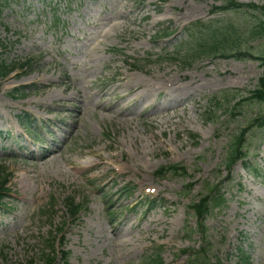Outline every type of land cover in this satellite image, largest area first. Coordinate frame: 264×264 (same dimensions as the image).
<instances>
[{
	"label": "rangeland",
	"instance_id": "obj_1",
	"mask_svg": "<svg viewBox=\"0 0 264 264\" xmlns=\"http://www.w3.org/2000/svg\"><path fill=\"white\" fill-rule=\"evenodd\" d=\"M236 1L264 7V0ZM221 5L1 0L0 62L18 68L31 62L0 79V167L12 176L10 195L0 204V264H38L54 237L58 251L69 253V264H149L156 254L164 264H194L185 252L203 256L204 241L213 260L241 264L243 249L251 264H264V129L250 132V170L239 163L229 176L224 167L232 137L263 111L258 103L234 106V95L254 90L264 76L257 60L264 57V16L246 10L213 14ZM125 19L132 23L120 26ZM208 22L217 33H235L231 53L257 59L220 54L188 60L177 50L188 41L186 29ZM173 32L172 39L159 40ZM146 72L202 84L209 79L212 85L160 109L145 107L164 97L143 96L138 103L132 96L116 98L126 91L120 80L149 78ZM67 83L88 101L68 98L62 92ZM106 83L111 91L105 96ZM50 89L57 102L45 100ZM104 104L117 105L114 115L104 112ZM121 108L125 116H137L131 122L118 117ZM50 150L53 160H31ZM172 165L186 167L187 175L158 176ZM216 185L227 203L206 219L202 233L189 206ZM68 198L84 210L77 221L68 219ZM128 229L131 235L122 238Z\"/></svg>",
	"mask_w": 264,
	"mask_h": 264
},
{
	"label": "trees",
	"instance_id": "obj_2",
	"mask_svg": "<svg viewBox=\"0 0 264 264\" xmlns=\"http://www.w3.org/2000/svg\"><path fill=\"white\" fill-rule=\"evenodd\" d=\"M223 3V6L216 8L215 13H224V12H234L240 10H248L252 13H259L264 16V7H258L256 5H243L236 2L235 0H220ZM188 42L182 47L186 50L188 54V60L201 59L204 56H230L231 55V46L236 42V35H227L226 32L217 33L214 30L213 22H209L206 25L194 24L191 28L188 29ZM184 50V51H185ZM233 53L234 50H233ZM241 51L235 53L236 56L241 58L244 56ZM234 56V55H231ZM264 62V59H262ZM25 66V65H23ZM27 67V66H25ZM23 67V68H25ZM15 71V67H8L5 64H0V78L5 77L11 72ZM254 103L257 102L264 106V77L260 79L258 87L251 92L247 93L245 99L241 101ZM264 108V107H263ZM259 127V129H264V115L261 118H258L251 124L248 129L243 130L240 134L233 137L232 142L230 143L229 150L227 153L226 159V168L231 169L239 161L246 160L249 156V148L247 146L248 134L254 128ZM173 173L174 175H184L186 173V168L183 166H170L169 168L162 169L159 173L160 176H166L167 174ZM11 175L7 173L6 170L0 169V202L6 196L7 186L9 185ZM226 201L220 195L218 188L213 187L208 190L206 194L201 195L198 201L194 202L190 206V210L194 213L195 218L197 219L200 227H203L202 224L205 222L206 218L212 213L213 210L222 207ZM66 209L69 217L74 219L81 212L80 205L75 204V199L66 200ZM64 232V229H60L59 233ZM62 242L64 240L62 239ZM61 259H59V254L55 249V238L46 241V247L43 252V255L38 264H69V255L66 252H61ZM246 253L241 251V261L244 264H250L249 258L246 257ZM152 264H162L161 261H153ZM200 264H210V260L206 258L200 260ZM221 264V263H217Z\"/></svg>",
	"mask_w": 264,
	"mask_h": 264
},
{
	"label": "bare ground",
	"instance_id": "obj_3",
	"mask_svg": "<svg viewBox=\"0 0 264 264\" xmlns=\"http://www.w3.org/2000/svg\"><path fill=\"white\" fill-rule=\"evenodd\" d=\"M124 23H120V26H126L127 21H129V23H132V20H124ZM124 24V25H123ZM117 25H111V29L114 30V28H116ZM110 31H104V36L108 35ZM146 75L149 78H145L143 76L140 75H135V74H131V75H126L122 80L119 81L120 85L123 86V89L125 88L126 91L125 92H119L118 94H114L116 96V98L120 101H130L132 100V98L134 99V101H136V103L140 102V98L143 96H147L149 98H151L152 96H154V98L156 97H164V101L160 102L159 104H156L155 102H150L146 107L145 110L148 108H152L154 107L155 109H160L161 105L166 106V107H170L171 103L173 100H175L176 97H183V96H188L190 94V92L195 91V90H201L204 89L202 88L203 86H208V85H212L211 80L206 79L203 81V84L200 80L198 79H190L188 80L187 76H179L178 78L171 76V77H167L166 75H158L157 73L153 74H149L146 72ZM62 85H58L57 87H61ZM49 88H52V86H49ZM63 93H66L68 95V98H72L74 100H81V101H88V98L86 96L85 93L80 92L76 87L74 86H70L69 83L65 84V86L62 87ZM119 90V87L117 86L115 88V91ZM102 91H104V95H108V92L111 91L109 85L106 83L104 84V87L102 88ZM46 98L45 100L47 102H57L58 95L53 92L51 89L50 90H46ZM115 93V92H113ZM130 96H132V98H129ZM129 98V99H128ZM180 105L183 106L182 104V100L180 101ZM68 106V105H65ZM44 107V106H43ZM102 109H104V112H108V114L110 115H114L113 110L115 108H117V105L114 106H110L107 104H104L101 106ZM127 111V109L125 108H121L119 110V112H117V116L121 117L124 116L125 118H128V121L131 122L132 118H135L137 116V114H127L125 116V112ZM82 113V111L79 113L78 116H80ZM132 117V118H130ZM155 119V118H152ZM77 122H80V117L77 118ZM168 122H170V119H166L165 123L168 124ZM160 125V124H158ZM54 154L55 151L54 150H50L47 153H45L44 155L40 156L39 158H32V161H38L40 163H46L50 160H53L54 158ZM97 157H99L97 155ZM71 162H69V166H71ZM97 163H92V167L97 166ZM26 176V175H25ZM144 184V183H143ZM131 229H128V231L122 236V238H124L125 236H130L131 233H129ZM115 232V231H114ZM113 232V233H114Z\"/></svg>",
	"mask_w": 264,
	"mask_h": 264
}]
</instances>
